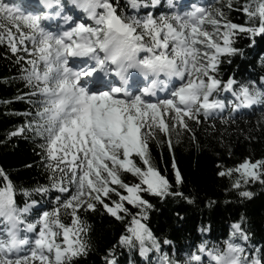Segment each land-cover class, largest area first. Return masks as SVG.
<instances>
[{"label":"snow or ice","instance_id":"obj_1","mask_svg":"<svg viewBox=\"0 0 264 264\" xmlns=\"http://www.w3.org/2000/svg\"><path fill=\"white\" fill-rule=\"evenodd\" d=\"M43 3L52 11L25 14L0 0V45L27 89L14 99L29 105L8 136L31 139L47 180L18 189L0 169V264H76L92 250L86 217L98 211L124 225L103 264H118V247L138 251L146 264H264V245L250 242L243 215L222 245L203 241L182 254L165 251L172 242L161 243L146 223L154 207L146 196L194 202L179 190L182 137L199 147L197 130L210 119L234 123L242 110L264 108V75L219 76L224 59L244 55L235 46L240 37L264 38V0H197L183 11L179 0H166L159 15L161 0H69L68 11L80 10L85 22L61 0ZM233 11L245 22H235ZM53 15L62 20L55 31L41 23ZM259 62L264 67V56ZM153 142L167 146L172 179L153 162ZM234 174L231 190L250 200L245 186H264V159L217 166L219 177Z\"/></svg>","mask_w":264,"mask_h":264},{"label":"trees","instance_id":"obj_2","mask_svg":"<svg viewBox=\"0 0 264 264\" xmlns=\"http://www.w3.org/2000/svg\"><path fill=\"white\" fill-rule=\"evenodd\" d=\"M125 0H121L123 4ZM203 2V0H200ZM211 2V0H208ZM191 7L197 0H188ZM166 0H161L156 15L167 12ZM232 19L244 23L245 17L241 12L233 11ZM255 44L247 37H240L236 47L244 50V55H236L223 60L219 66V76L226 81L232 75L239 81L258 80L264 75V67L260 59L264 56V38L257 36ZM231 59V63L228 62ZM18 67L6 55V45H0V169H3L17 188H32L37 184H45L46 173L40 166L39 150L31 139L23 137H9L16 126L20 125L24 117L18 113L28 111L26 101L15 100L14 97L27 89L18 79ZM221 98H229L221 96ZM5 101L10 103L5 104ZM264 108L254 106L252 109L242 110V114H235V122L222 124L219 118L209 120L197 130L199 147L189 135L181 138L175 145V158L182 172L183 184L180 186L185 195L194 197L193 203L182 198L168 197L161 200L146 196L154 205L146 221L161 243L168 239L172 243L164 245V250L182 254L207 241L221 244L230 235L233 222L244 217L250 242L257 246L264 245V186L259 183L245 186L254 193L248 200L231 190L232 178L219 177L217 166L234 167L244 158L264 159V121H260V114ZM227 116L228 113H223ZM258 121H260L258 123ZM215 124V128L210 126ZM153 162L165 173L173 178L170 165L171 154L165 145L163 148L154 142L151 144ZM138 161V158H136ZM130 179L131 174H127ZM40 200V196L34 195ZM23 202V197L18 196ZM209 201L213 203L210 205ZM48 207V205H45ZM131 208V206H128ZM133 211H135L133 209ZM91 225L90 238L92 250L87 257L78 258L76 264H103L102 257L107 250L117 244L119 236L124 231V225L114 217L103 211L86 217ZM115 256L118 264H146L138 251L129 252L126 248H116Z\"/></svg>","mask_w":264,"mask_h":264},{"label":"rangeland","instance_id":"obj_3","mask_svg":"<svg viewBox=\"0 0 264 264\" xmlns=\"http://www.w3.org/2000/svg\"><path fill=\"white\" fill-rule=\"evenodd\" d=\"M17 2L18 0H4L5 3H9L10 5L13 3V2ZM30 2L29 3V6L28 8H24L23 11L25 14H28V13H32V14H35L34 12V9H37L36 8V4H39L41 3L40 1H43V0H27V2ZM186 1L187 0H180L179 3L181 5H183V8L186 7ZM61 3L64 5L65 7V12L66 13H69L68 9H70V7H72V5L69 3V0H61ZM66 4V5H65ZM67 8V9H66ZM28 11V12H27ZM37 12H40L41 10H36ZM76 11V10H75ZM36 12V13H37ZM70 15H74V19H79L81 22H85L87 20L86 16L83 14V13H80V11H76V12H73L71 13ZM55 18H59V17H55ZM42 26L45 27L46 29H50V27H58L62 24V20L60 19L59 22H53V23H49V21L47 19L43 20L42 22ZM133 76L139 80L140 82H143V78L140 76L139 73H134ZM135 83V81H134ZM141 86L143 84H140ZM226 95V93H225ZM227 95L230 97V94L227 93ZM226 95V96H227Z\"/></svg>","mask_w":264,"mask_h":264},{"label":"bare ground","instance_id":"obj_4","mask_svg":"<svg viewBox=\"0 0 264 264\" xmlns=\"http://www.w3.org/2000/svg\"><path fill=\"white\" fill-rule=\"evenodd\" d=\"M41 3H43V2H41ZM66 5V4H65ZM73 7V6H72ZM72 7H70V8H72ZM67 9V8H66ZM76 11H80V10H76ZM75 10L74 11H69V13H67V14H71V13H73V12H76ZM80 13H82V12H80ZM111 78H109V80H110Z\"/></svg>","mask_w":264,"mask_h":264}]
</instances>
